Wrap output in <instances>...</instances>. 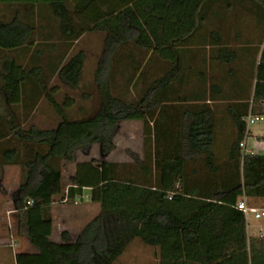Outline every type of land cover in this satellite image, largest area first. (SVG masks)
<instances>
[{
    "label": "trees",
    "instance_id": "1",
    "mask_svg": "<svg viewBox=\"0 0 264 264\" xmlns=\"http://www.w3.org/2000/svg\"><path fill=\"white\" fill-rule=\"evenodd\" d=\"M93 1L0 0V52L30 49L35 43L38 21H42V12L36 11L47 8L50 21L56 20V25H45L50 31L44 38L50 41L60 34L68 43L66 52L51 69L72 88L80 84L86 54L79 52L66 62L68 51L86 33L108 31V24L100 23L108 21V17H118L115 33L106 37L95 71L103 102L94 116L69 120L65 115L68 104L61 109L48 95L62 115L55 128L25 129L17 122L0 121V146L6 147L3 163L22 167V182L15 196L18 233L30 238L39 250L34 255H17V264H114L137 238L159 249L160 264H264V237L249 238L245 216L235 208L241 198L264 199V155L247 154L240 147L246 138L244 119L251 106L254 113L263 112L264 41L258 42L257 47L233 48L219 28L207 27L218 18L225 21L234 10H240L244 18L264 23V0H178L184 4L192 2V23L186 33L155 46L140 39L130 10H109L82 24L76 14L85 13ZM135 1L128 0L124 7ZM261 33L264 37V29ZM234 41L241 42L236 29ZM205 43L212 49L211 61L221 66L234 65L245 54L257 58L256 70L249 71V79L243 80L244 91L252 89L251 103L239 101L227 107L226 113L237 129V141L228 151L231 167L223 173L216 160V107L212 105L223 88L213 85L208 101L198 94L194 102L177 97L194 68L190 64L192 46ZM159 49L171 51L174 60H162L156 53ZM35 53L42 54L40 49ZM35 58H31L35 62L33 68L18 66L16 62L6 68L4 91L11 103L32 99L33 107H37L46 96L45 77ZM128 68H133L134 73L126 77ZM229 74L233 77L235 72L230 70ZM197 75L201 80L206 77L203 70ZM118 77L125 83V94L143 84L140 99L129 100L117 94ZM239 84L237 81L235 87L241 90L238 98L243 100V87ZM28 86L33 89L28 90ZM172 102H185L187 106H174L177 109L171 115L167 105L172 107ZM157 113L161 124L166 125H159L160 130L153 134L151 125L157 120ZM184 119H188L187 126L183 125ZM125 121L143 122L146 142L155 137L152 158L141 163L136 177L120 174L119 167L126 168L128 164L102 161L98 163V175L90 165V175L86 171L85 176L72 178L74 186L65 195L63 160L75 161L77 152H86L96 143L101 145L102 155L110 154L115 148L117 128ZM21 151L23 158L17 155ZM186 151L203 155L205 174L189 167ZM84 185L93 188L89 195L92 202L99 203L100 213L76 241L67 236L62 244L53 242L50 207L58 200L74 201L77 195L84 194ZM28 201L33 204L28 205Z\"/></svg>",
    "mask_w": 264,
    "mask_h": 264
},
{
    "label": "rangeland",
    "instance_id": "2",
    "mask_svg": "<svg viewBox=\"0 0 264 264\" xmlns=\"http://www.w3.org/2000/svg\"><path fill=\"white\" fill-rule=\"evenodd\" d=\"M72 1L77 2L78 0ZM97 1L95 0V3H92L85 11V13L79 12L76 14L77 18L82 21V24L88 22L92 16H96L98 14H106L108 12V10L102 8V6L98 8ZM99 1L107 2L108 0ZM191 3L192 2L184 4L180 3L178 0H136L135 2H133L132 7H129V9L127 10H130L133 14L132 23L134 26L139 28L140 39L147 45L155 46L156 44L160 43L161 39L173 40L179 35L186 33L188 26H190L192 23L190 14ZM163 4L168 8L166 13L168 17L167 19H163ZM148 6H150L151 8H148ZM41 12L42 21H38L37 24L35 43L31 45L30 49H23L22 52H28L31 56L36 57L35 61L38 63L37 65H39L44 72L46 66L50 64V60L53 62H58L59 58L57 56H59V54H61V51H63L66 46H68V43H66V41L62 39L60 34V37L57 36L50 41L44 38L43 35L50 31V29H47L45 25L48 24V22H51V24L55 26L56 20L50 21L52 19L50 18L49 9L43 8V11H36V13ZM228 14L229 15L227 16V18H225V21L221 18H218L213 21V24L209 23V25L207 26L208 29L214 30L219 28L224 34L225 38L229 40L228 43L233 48H241L243 46L246 47L254 45H256L257 47L258 42L264 41V37L261 33L264 29L263 23H257L256 21H254V19L251 20L250 18H244V15H242V12H240V10H234L229 12ZM182 17L187 18L186 20H183ZM104 23L108 24V31L98 30L86 33L82 37V40L77 44V48L74 49V51L68 56L66 55L65 60L67 62L72 57L76 56L80 52L81 48L84 47L87 50L84 72L81 77V86L78 88L68 87L64 83V78L61 77V75L56 74L57 76L53 77L54 80L51 83L52 85L46 90L47 94L43 98V101L37 110V116L34 124V126H36L37 128H55L62 120L60 117H57L59 119L58 122L56 121L57 118H54L51 115L47 117V114H50V112L54 111L56 113L57 111V109L50 104L48 95H51L53 99L58 102L61 109H65V106L68 104L69 108H66L65 112L66 117L69 120L92 117L101 109L103 101L98 89V85L95 83V71L98 67V62L101 59V51L104 47L106 37L115 33V26L118 23V17L112 16L108 21L106 20L100 24ZM235 29L241 34V42L234 41ZM55 31H57V28ZM74 45L75 43L72 45V47ZM194 47L195 49L192 54L193 60L192 62H190V64L194 68L189 73L187 79L188 82H186V84L183 85V88L179 90L177 97H179L180 100H182L184 97H187L189 102H194V97L198 94L202 95L204 99L203 101H208L207 99H210L212 95L211 88L213 85L218 84L223 88V92L216 96V102L212 103V105L216 107V160L218 166L221 168L220 172L223 173V170L226 171L231 167V164L228 161V151L230 147L237 141V129L226 113L227 107L230 104L237 102L239 103V101H243L245 103L248 102L249 104L251 103L250 101L252 99V89L250 87L249 90H247L248 93L247 91H244L245 87H243V80L247 81V79H249V71H252L254 68V70H256L257 58L255 56L253 57L249 54H245L241 56L240 60L234 65L223 64V66H221L216 61H211L210 58L212 49L207 43L200 46L195 45ZM37 49L41 50V55H37V53H35V50ZM158 51L159 50H156L157 53H159ZM163 54L165 55V58L167 60H174L173 53L171 51L165 50ZM199 70L205 71V79L201 80L198 77L197 73ZM230 70H233L235 72L233 77L229 74ZM133 73V68H128L126 77L131 76ZM117 80V94H119L120 96L125 95L126 99L129 100L140 99L141 92L143 91L142 87H144L143 84H139L137 87H134L133 93L127 90L128 92L127 94H125L126 91L123 85L125 84L124 81L122 82L121 77H118ZM237 81H239V85L243 87V92L241 93L244 97L243 100L242 98H238V92H241V90L238 91L235 87ZM2 85L3 80L0 75V88ZM52 87L58 88V91L53 92L51 89ZM3 94L4 93L2 89H0V98L3 97ZM170 104H172V107H169V105H167V111L171 115H174L175 110L178 108L177 106H187L185 102L182 104L172 102ZM174 106L177 108H175ZM157 115V120L154 122V124L151 125L153 134H155V131L158 132V130H160L159 125H166V123L165 125L161 124L162 122L159 119V113H157ZM175 117H178V115H176ZM187 121L188 119H184L183 125L187 126ZM120 124L114 137L115 148L110 152V154L104 156L102 155V153H99L94 149H89L88 151H86V154L89 153L91 154V156L87 157L86 155H84L85 152L81 151L78 155L76 164L86 163L88 165H91L92 168H96L98 167V163L105 161L106 157L108 156V158L115 163H118L120 165L128 164V167L126 168L124 166L119 167L118 170L120 171V174L122 176L128 177L130 173L131 176L136 177V172L139 171L141 163L147 162V158L149 156L152 158V156L154 155L155 137L153 136L146 142L143 122L141 123V127H129L130 125H124L123 129L120 128ZM27 125L28 126H26V128H29L32 123ZM250 131L252 132V136L261 134L264 131V121L262 123L251 126ZM188 153L189 152L186 151V155ZM260 153L264 155V151H261ZM202 158L203 155L200 154H188L186 156L188 165L189 167H191V169L195 168L200 171L201 174H205L206 171H203L205 170V168L203 169L204 163L202 161ZM129 165L131 166L129 167ZM81 166L77 168V171H80L81 174H83L87 171V169L82 168ZM85 193L92 194V192ZM247 200L248 203L251 204V206L264 208V199ZM89 202L91 201H84V203ZM92 203L93 205H95L94 201ZM97 208L99 209L100 206ZM9 237L10 236L8 234V238ZM9 241V243L11 244L10 238ZM13 251H16L13 246L0 248V264H16ZM160 262L161 259L159 249L147 245L141 239L137 238L128 245L123 255L120 256L114 264H160Z\"/></svg>",
    "mask_w": 264,
    "mask_h": 264
},
{
    "label": "crops",
    "instance_id": "3",
    "mask_svg": "<svg viewBox=\"0 0 264 264\" xmlns=\"http://www.w3.org/2000/svg\"><path fill=\"white\" fill-rule=\"evenodd\" d=\"M127 1L128 0H108L107 2L106 1L103 2L98 0L97 2H98V8L102 6V8H105L106 10L109 11V10L129 9V7H132V4L129 5L128 7H124ZM93 3H95V0L93 1ZM149 7L150 6H148V8ZM167 9L168 8L163 4V10H164L163 19L168 18L166 15ZM108 19H110V17H108ZM81 40L82 38L75 42V45L70 49V51H68V55L72 53L74 49L77 48V44ZM167 41L169 40L161 39L160 43ZM104 49H105V43L101 51L102 55L104 53ZM192 49L194 50L195 47L192 46ZM66 50H67V46L63 51L60 50L61 54H59V56L57 57L59 59L62 58ZM86 51L87 50L84 47L81 48L80 50V52H84L85 54ZM164 51L165 49H159L158 51L159 53L157 52L156 53L162 60H167L165 58V55L163 54ZM193 52L194 51H192L191 55L193 54ZM191 57L193 58V55ZM31 58L32 56L28 52H22V51L0 52V66H1L0 75L3 80V85L1 86L0 89H2L4 93L3 97L0 98V121L8 120L11 122H17L18 124H21V126L25 129L26 126H28L27 124L32 123L31 126H34L37 116V110L40 107L43 100L39 103L37 107H33L34 102L32 101V99L26 100L25 103L23 101H20L19 103H11L8 99L7 94L4 91L6 89L5 88L6 81L4 77L8 75L6 68H8L12 62H16L18 66H22V67H26V66L28 67L30 66L32 68L35 67V62H31ZM52 64H54V62L50 60V64L46 66L45 71L43 72V76L45 77V82H44L45 90L51 87L52 85L51 83L54 80L53 77L57 76L56 74L53 73L51 69ZM64 83L68 87H71L65 81ZM80 86H81V81L78 87ZM32 87L29 88L28 86V90L30 89L32 90L33 89ZM51 89L53 92L58 91V88L52 87ZM50 104L54 106L52 100H50ZM49 115L53 116L54 118L60 117L62 119V115L59 114L58 110L56 111V113L54 111L50 112V114H47V117ZM58 118L56 119V121L59 122ZM141 123H142L141 121H125L120 124V128L123 129L124 125L127 126L130 125L129 127H141L142 125ZM245 142H246V148L249 151L247 154L262 155L260 152L264 151V131L261 134H258L257 136H252V132L250 131L249 128L248 136ZM90 149H94L95 151L101 153V145L99 143L94 144ZM5 150H6L5 146H0V248L13 246V248L16 249V251H13V254L17 264V255L19 254L34 255V254H38L39 250L32 244L30 238L25 236H20L18 233L19 213L17 206L15 204V196L18 193L22 182V167L18 163L4 164L3 162H5L4 159ZM80 152L81 151L77 152L75 161L66 162L65 160H63L62 162L63 165L62 183H63V187L65 188V195H67L69 187L74 186L72 182V178L78 175L85 176V174H81L80 171H77V168L79 166L86 165L88 167L87 173L88 175H90L89 172V169L91 171L90 165L86 163L76 164ZM17 155H20L22 157L23 152L21 151ZM84 155H86L87 157L91 156V154L89 153L86 154V152ZM105 161L113 162L108 158V156L106 157ZM93 171L95 175H98L99 167H96V169H92V172ZM82 188H84L83 193L93 191V188L89 187L88 185H84L82 186ZM87 194H91V193H87ZM97 207H99V203H95V205H93L92 201L89 203L81 202L79 204H75L74 201L68 202L65 200L64 201L58 200V202L54 203L49 210L51 217L53 219V232H52L51 240L55 243L62 244L65 240V237L68 236L72 242L76 241L80 233L86 227V225L100 213V208L98 209ZM258 208H262V207H258ZM8 234L10 236L9 238L11 239V244L9 243L10 241L8 238ZM253 238H258V237H253Z\"/></svg>",
    "mask_w": 264,
    "mask_h": 264
},
{
    "label": "built area",
    "instance_id": "4",
    "mask_svg": "<svg viewBox=\"0 0 264 264\" xmlns=\"http://www.w3.org/2000/svg\"><path fill=\"white\" fill-rule=\"evenodd\" d=\"M261 108L263 110L262 113H254V106H251V111L245 117L244 120L247 128L246 138L248 136V130L251 126L262 123L264 121V102L261 103ZM245 141L240 144V147L242 148L243 152L248 153L249 151L246 148ZM85 200L91 201V196L89 194L77 195L75 197L74 203L79 204L81 202H84ZM65 201H68V199H66ZM27 204L32 205L33 202L28 201ZM235 208L241 211L245 216L248 237H264V208L251 206L248 203L247 198L239 199Z\"/></svg>",
    "mask_w": 264,
    "mask_h": 264
}]
</instances>
